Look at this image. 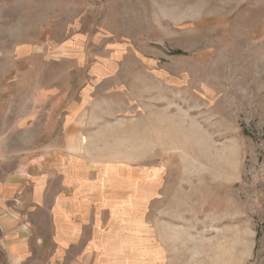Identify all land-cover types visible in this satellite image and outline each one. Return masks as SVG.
Wrapping results in <instances>:
<instances>
[{"label": "rangeland", "instance_id": "obj_1", "mask_svg": "<svg viewBox=\"0 0 264 264\" xmlns=\"http://www.w3.org/2000/svg\"><path fill=\"white\" fill-rule=\"evenodd\" d=\"M0 42V130L97 180L96 264H264V0H0Z\"/></svg>", "mask_w": 264, "mask_h": 264}, {"label": "crops", "instance_id": "obj_2", "mask_svg": "<svg viewBox=\"0 0 264 264\" xmlns=\"http://www.w3.org/2000/svg\"><path fill=\"white\" fill-rule=\"evenodd\" d=\"M20 52L6 53L0 42V104L2 87L30 71L21 68L30 55ZM8 143L0 130V264H96L97 180L68 151L29 160L11 154Z\"/></svg>", "mask_w": 264, "mask_h": 264}]
</instances>
